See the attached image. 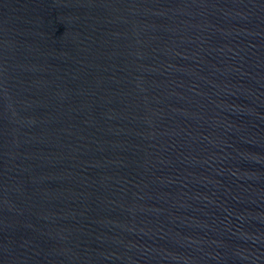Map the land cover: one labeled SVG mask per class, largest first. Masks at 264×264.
Returning <instances> with one entry per match:
<instances>
[{"label": "water", "instance_id": "obj_1", "mask_svg": "<svg viewBox=\"0 0 264 264\" xmlns=\"http://www.w3.org/2000/svg\"><path fill=\"white\" fill-rule=\"evenodd\" d=\"M0 264H264V0H0Z\"/></svg>", "mask_w": 264, "mask_h": 264}]
</instances>
